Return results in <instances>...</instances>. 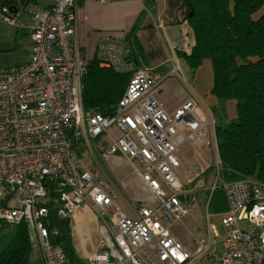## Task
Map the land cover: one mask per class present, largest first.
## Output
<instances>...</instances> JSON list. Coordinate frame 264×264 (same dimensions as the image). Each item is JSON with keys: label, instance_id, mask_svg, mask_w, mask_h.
<instances>
[{"label": "built area", "instance_id": "1", "mask_svg": "<svg viewBox=\"0 0 264 264\" xmlns=\"http://www.w3.org/2000/svg\"><path fill=\"white\" fill-rule=\"evenodd\" d=\"M76 4L5 0L0 8L3 21L28 32L31 40L22 66H0V222L32 229L42 264H69L51 240V207L61 218L75 219L86 209L110 220L90 264H264L262 186L250 178L222 179L214 119L192 99L167 112L157 99L163 77L136 67L125 35L109 36L98 45L103 64L132 73L125 94L112 114L84 111L87 58L74 43ZM184 145L213 150L216 164L208 224L193 248L174 230L191 212L179 178L178 152ZM100 151L104 157L126 158L150 191L148 203L130 207L132 215L121 208L108 179H99L77 155L94 157ZM208 168H200L198 188L206 185ZM217 188L227 200L226 211L218 215L223 234L209 213Z\"/></svg>", "mask_w": 264, "mask_h": 264}, {"label": "trees", "instance_id": "2", "mask_svg": "<svg viewBox=\"0 0 264 264\" xmlns=\"http://www.w3.org/2000/svg\"><path fill=\"white\" fill-rule=\"evenodd\" d=\"M183 2L187 10L184 24L193 44L188 51L177 49L179 59L193 70L205 59H210L214 75L212 92L220 100H236L234 120L227 125L215 124L222 162L221 177L225 181L250 178L264 191V0ZM143 14L144 11L125 34L129 58L137 68H143V54L136 38ZM17 33L28 35L19 29ZM131 77L130 72H119L103 64L97 47L96 54L87 58V71L82 77L84 111L104 115L114 113ZM209 209L215 213L227 209L222 188L214 191ZM47 222L52 243L64 250L69 264H90L76 252L71 218H61L51 207ZM0 229L10 232L0 250V264L32 262L34 244L28 226L25 223L11 226L0 222Z\"/></svg>", "mask_w": 264, "mask_h": 264}, {"label": "rangeland", "instance_id": "3", "mask_svg": "<svg viewBox=\"0 0 264 264\" xmlns=\"http://www.w3.org/2000/svg\"><path fill=\"white\" fill-rule=\"evenodd\" d=\"M4 1L5 0H0V8ZM16 30V27L3 21V13L0 10V42L13 43L16 46L13 50H8L7 53L15 54V62L18 64L26 56L25 51L28 47V40L25 35H21V37L19 36L16 39ZM187 70H189V73H183L186 80V82L183 81V86L187 92H192V90L188 87H195L196 91L200 93L201 101L207 107L209 106L210 110L213 112L212 114L214 116L213 119L215 120V123L227 125L234 120L237 115L236 100L233 98L220 100L212 92L214 75L211 60L205 59L197 69L193 70L191 68H187ZM146 73L150 74L149 70H146ZM174 77L179 79L177 76ZM166 82L170 88L174 87L171 79ZM163 98H165V95H157L158 100H163ZM192 99L196 102V98L192 97ZM96 143L100 144L101 142L97 140ZM101 153L104 152L100 151V154L95 152L93 154L94 157H89L84 153L82 154V152H77V155L78 158L83 159V162L99 179H105V177L108 179L110 184L115 189L117 201L121 208L132 215L130 207H135L137 203H148L149 201L137 202L133 200L131 194L127 192V189L132 194L136 193L139 199L144 198L143 200H145V197H147L146 199H149L151 197V193L150 191H146L142 185H138V182L136 181L137 172L126 160V158L116 155H108L104 157ZM178 155L180 156L182 163L179 178L183 182V188L186 189L183 195L186 196V204L190 208L191 212L182 222L175 225L174 230L179 238L189 248H193L195 246V239L205 233V227L208 224L206 208L209 201L208 193L210 191L211 194L210 188L215 180V153L213 150L211 151L205 147L193 150L190 146L184 145L181 147ZM198 155L201 156L199 157ZM208 166H212V168H208ZM200 168H208L207 172L203 174L206 180V185L203 188H198L197 179L195 180L197 174L201 170ZM188 180H191V182L185 185V182H188ZM209 210L208 211L212 216L211 220L217 223L219 231L223 234L225 229L221 224V217L214 215L212 209ZM96 216L93 217L90 214L84 221V228H82L81 231L77 230L75 219H71L73 229L72 240L74 247L77 245L75 247V249H77L76 252H78L77 254L83 259L86 258L87 261L93 252H97L101 249L102 238L107 235V231L109 232L111 227L109 219H103L98 214H96ZM31 230L32 229L29 228L30 236L34 244V253L31 257V261L41 262V252L36 239L33 238L34 233ZM8 235H10L9 231H6V229H0V250L6 244L5 242L9 237ZM80 241L85 247L84 250L79 249ZM218 248H222L221 243H218Z\"/></svg>", "mask_w": 264, "mask_h": 264}, {"label": "crops", "instance_id": "4", "mask_svg": "<svg viewBox=\"0 0 264 264\" xmlns=\"http://www.w3.org/2000/svg\"><path fill=\"white\" fill-rule=\"evenodd\" d=\"M142 11H144L142 25L136 31V38L143 54L142 67L149 70L150 74L154 73L153 75L163 77L158 95H165L163 100H159L165 110L172 114L186 100L193 97L196 98V102L201 105L203 111L214 118L213 112L201 101L200 93L195 87H188L192 92H187L183 86V81L186 82L183 73H189L187 70L189 67L179 59L177 49L188 51L193 44L192 36L184 24L187 10L183 0H107L104 3L97 0H77L74 43L86 58H91L96 54L99 42L109 36L125 35L130 31ZM21 35L24 34L17 33L16 39ZM25 36L28 40L26 56L18 64L15 62V54L7 53L16 46L13 43L0 42V66L18 69L26 62L30 54L31 40L28 35ZM169 79L173 81V88H170L166 82ZM136 181L138 185H142L146 191H149L138 173ZM127 192L137 202L148 200L147 197L145 200L144 198L139 199L136 193L132 194L128 189ZM224 211L214 213L218 216ZM90 214L93 217L96 216L95 213L86 209L77 212L75 217L77 230L81 231L84 228V221ZM79 249H85L81 241Z\"/></svg>", "mask_w": 264, "mask_h": 264}, {"label": "water", "instance_id": "5", "mask_svg": "<svg viewBox=\"0 0 264 264\" xmlns=\"http://www.w3.org/2000/svg\"><path fill=\"white\" fill-rule=\"evenodd\" d=\"M28 264H42L40 262H29Z\"/></svg>", "mask_w": 264, "mask_h": 264}, {"label": "bare ground", "instance_id": "6", "mask_svg": "<svg viewBox=\"0 0 264 264\" xmlns=\"http://www.w3.org/2000/svg\"><path fill=\"white\" fill-rule=\"evenodd\" d=\"M215 121V120H214ZM216 124V123H215ZM88 261H89V259H88ZM89 263H90V261H89Z\"/></svg>", "mask_w": 264, "mask_h": 264}]
</instances>
